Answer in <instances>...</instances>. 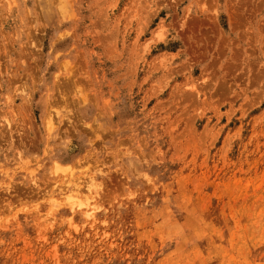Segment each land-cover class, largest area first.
<instances>
[{"label":"rangeland","instance_id":"obj_1","mask_svg":"<svg viewBox=\"0 0 264 264\" xmlns=\"http://www.w3.org/2000/svg\"><path fill=\"white\" fill-rule=\"evenodd\" d=\"M0 264H264V0H0Z\"/></svg>","mask_w":264,"mask_h":264},{"label":"bare ground","instance_id":"obj_2","mask_svg":"<svg viewBox=\"0 0 264 264\" xmlns=\"http://www.w3.org/2000/svg\"><path fill=\"white\" fill-rule=\"evenodd\" d=\"M79 195H80L79 192L70 191V192L67 193L66 198H67L68 201L73 202V201H76V198Z\"/></svg>","mask_w":264,"mask_h":264}]
</instances>
